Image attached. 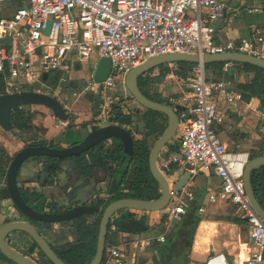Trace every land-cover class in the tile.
Segmentation results:
<instances>
[{
	"label": "built area",
	"instance_id": "1",
	"mask_svg": "<svg viewBox=\"0 0 264 264\" xmlns=\"http://www.w3.org/2000/svg\"><path fill=\"white\" fill-rule=\"evenodd\" d=\"M226 4L221 0H0V88L5 93H20L33 87L38 92L46 85L44 74L66 71L73 63L95 62L106 58L111 71L105 81L95 83L92 72L86 88L100 95L102 102L97 119L109 121L112 105L127 97L123 89L126 73L146 60L165 54L241 53L264 60V34L257 32L238 42H214L213 23L222 18ZM256 8L237 12L255 13ZM234 63L222 65L227 73ZM173 69L176 70L174 65ZM120 84L124 93L115 99L111 89ZM185 91L169 98V106L183 107L178 118V148L157 159L159 172L169 181L173 169L213 174L219 186L209 191L208 202L231 206L232 215L248 226V247L244 260L230 263L222 253H213L204 264H264V219L251 206L245 191L243 175L250 160L246 151H229L217 132L223 122L214 103L241 101L243 94L234 91L224 80H207L204 65L189 67ZM131 100H122L127 110ZM264 122V110L253 109ZM67 127L68 122H61ZM134 138L137 134L130 130ZM140 138V136H139ZM136 138V139H139ZM188 181L176 195L169 189L170 203L165 214L168 223L186 214V198L193 197ZM203 208H198L202 213ZM168 225V224H166ZM116 228L113 226L112 230ZM157 242L163 243L160 235ZM151 240H136L134 248H148ZM128 256L120 246L106 247L100 264H126Z\"/></svg>",
	"mask_w": 264,
	"mask_h": 264
},
{
	"label": "water",
	"instance_id": "2",
	"mask_svg": "<svg viewBox=\"0 0 264 264\" xmlns=\"http://www.w3.org/2000/svg\"><path fill=\"white\" fill-rule=\"evenodd\" d=\"M245 64L257 67L264 71V60L241 53H224V54H203L198 55L186 54H165L150 58L142 64L130 69L124 77V88L129 93V97L123 99L129 101L133 99L142 109L150 110L162 114L166 119V126L162 134L156 139L152 145L149 157V172L159 187V196L154 200H139L133 198H125L113 201L103 207L105 200L97 197V183L101 180L97 178L96 172L99 170L105 175L107 173L101 166L92 167L91 172L84 176L83 169L77 163L76 158L81 154L99 146L101 143H109L112 139L118 140L122 145V159L119 164L121 170L125 171L129 164V158L132 156L134 139L128 129L114 124L110 121H102L97 119L99 115V104L102 102L99 96H94L92 92L87 91L93 103L92 123L89 126L84 125L79 130L80 140L68 147L57 148L38 145H26L17 152L11 159L6 172V191L11 199L13 206L17 209L21 216L26 218L28 222L13 221L8 222L0 227V254L14 264H38L29 256L16 251L9 246L12 241L15 245H23L28 251L43 255L51 264H66L53 250L49 239H53L55 246L62 250H69L82 244L76 222L80 221L85 225H90L95 217H100L99 227L96 238L95 253L89 264H100L102 261L105 245L111 242L112 238H117L118 231L126 233H137L146 231L147 227L139 219L134 218L137 212H157L163 210L168 204L169 189L179 195V191L189 181L191 174L182 172L176 178L174 174L170 175L169 181L159 172L156 162L159 153L165 148H169L170 141L174 138L178 125L176 111L186 110L181 106H174L172 109L169 105L160 104L145 97L139 90L138 78L143 76L157 67L163 65L186 64L193 65L202 63L203 65L211 63ZM172 68V67H171ZM79 63H75L73 71H80ZM111 71V65L108 59L100 58L95 62V68L92 77L95 83L105 81ZM180 71V70H179ZM255 76V73H252ZM47 75L44 74L43 80L46 81V87L51 90V94L36 92H20L13 94L0 95V130L3 132H15L16 130L11 123V114L24 106H43L60 122L67 120V112L64 108V102L68 97L82 93L85 90V82L81 79H70L68 74H63L59 79L55 89L50 87ZM238 91L237 89H235ZM63 92L65 94L63 95ZM240 92V91H239ZM243 94V92H241ZM64 96V97H63ZM119 98L118 94H113ZM120 99V98H119ZM123 99H120L121 102ZM139 109H136L135 115L131 117V124L134 133L148 137L147 125L143 117L138 115ZM130 112L126 110V115ZM69 126L72 123L69 122ZM139 138V139H140ZM41 158H52L62 160L58 165L59 175L56 177L57 182L52 181V188L57 189L61 197L60 201L55 200L53 207L61 209L71 206L63 212H42L34 208L36 204L44 205L45 201L41 199L43 189L49 187L50 175L43 172L38 167ZM264 166V155L257 156L249 160L245 167L243 181L249 202L258 216L264 219V209L260 206L255 197L251 186V174L255 170ZM111 173L108 172L110 182ZM79 180V182H78ZM33 183L37 185L34 190L36 198L26 201L21 195L18 184ZM79 195H82L79 197ZM61 202V203H60ZM132 215L134 217H129ZM113 221L117 224V230L109 231V222ZM37 223L43 229L44 235L34 225ZM63 223H67L63 226ZM54 225L62 226L59 231L60 236L56 235ZM40 228V229H41ZM66 230H69L76 236V240L69 241L66 238ZM133 242L134 239H128ZM166 258L164 253H160L156 257V261ZM165 264H183V261L172 258Z\"/></svg>",
	"mask_w": 264,
	"mask_h": 264
},
{
	"label": "crops",
	"instance_id": "3",
	"mask_svg": "<svg viewBox=\"0 0 264 264\" xmlns=\"http://www.w3.org/2000/svg\"><path fill=\"white\" fill-rule=\"evenodd\" d=\"M221 1L226 4V11L222 18L213 23V27L215 28V43L238 42L257 32L264 34V0ZM243 8H256L258 11L255 13L237 14ZM74 64L72 66L69 65L70 68L66 71L51 73L49 81L53 76L58 75L61 78L63 74H68L70 79H79L76 74L79 71H73ZM252 73L254 71H246L241 64H234L231 70L227 73L222 72V75L208 71V78L224 80L232 90L235 91L237 89L243 92L244 97L241 101L230 103L225 102L221 97L214 98L216 109L223 117V122L217 126V132L227 149L229 151H246L250 155L256 154L257 156H262L264 155V122L260 120L259 114L253 110L257 107L263 108L261 99L258 96H251L248 91L240 88L241 85H249L251 83L254 78V74ZM225 74H227V77H225ZM174 78L178 77L170 72L165 76V82L156 84L158 87L156 95L169 99L177 97V94H181L180 88L175 83H169V80ZM86 92L87 90H84L82 93L68 97L69 99L64 102V108L69 115V121L72 123V126L69 128H64L60 123L57 125V120L43 106H24L21 109H24L28 113L30 126L33 128L32 133H24L17 130L15 132H3L0 130V227L11 221L28 222L20 215L13 206L9 196H7L5 181L10 160L32 139L44 141L47 143V146L51 143L52 147L57 148H65L78 142L80 140L79 130L84 125L89 126L92 123L93 106H91V98ZM71 98L73 102L68 104L67 101ZM131 108H133L132 112L138 109L136 105L130 102L129 112H131ZM126 128L134 130L132 124ZM139 136L137 134L136 138H139ZM176 142L175 144L170 142L169 152L175 151L178 148V139ZM172 172L175 175L174 178H176L180 173L186 171L173 169ZM96 174L97 178L101 180L100 183H97L96 189L103 196V193L108 189L109 179L107 175L99 170ZM189 181L192 183L191 191L193 197L190 200L183 199L186 202V214L179 221L168 223L165 210L137 212L134 218L143 222L147 230L137 233L118 231L117 238L111 239V242L116 243L114 245L108 243L106 247L120 246L124 250H122L123 253L128 256L126 264H165L172 258L183 261V264H204L207 256L213 253L224 254L230 263H239L244 260L248 247L247 224L241 220L234 221L237 218L232 215L231 206L228 203L221 201L210 203L207 200L209 191L216 190L220 180L213 174L198 173L196 176L191 175ZM30 187L36 189L37 185L31 184ZM201 192L206 197L203 203H199L196 200L197 194ZM81 196L79 195V197ZM59 197L61 195L57 189L45 187L41 199L45 202L53 199L60 201ZM206 205H211V207L206 208ZM34 208L41 210V203L36 204ZM198 208H203L204 211L199 213ZM193 215L199 219V222L192 237L191 248L189 249L187 244H183V241L187 240L189 221ZM95 218L92 224L96 220ZM113 223L116 228L115 230H117V224L114 221ZM34 225L43 235L45 234L40 225ZM62 228L59 225L53 226L57 236L61 235L59 231ZM160 235L164 236L165 241L169 244V248L168 253H164L166 258L156 261V257L160 255L157 247L159 244L165 242L156 241V238ZM66 238L70 242L76 240V236L69 230H66ZM128 239H134V241L149 239L152 243L148 248H134L131 246L132 242ZM51 241L55 245L54 240L52 239ZM9 246L23 253L25 256H29L34 261H38L40 264H48L33 251H28L27 247L23 245H15L10 242ZM56 248L59 253L63 252L61 248ZM0 264L14 263L0 254Z\"/></svg>",
	"mask_w": 264,
	"mask_h": 264
},
{
	"label": "trees",
	"instance_id": "4",
	"mask_svg": "<svg viewBox=\"0 0 264 264\" xmlns=\"http://www.w3.org/2000/svg\"><path fill=\"white\" fill-rule=\"evenodd\" d=\"M223 63H211L204 65L205 71L214 72L217 75H222ZM240 65V64H238ZM246 71H254L255 76L251 83L248 85H241L240 88L244 91H248L251 96H258L261 99L262 106L264 108V71L250 65L241 64ZM176 70L171 68V65H163L155 68L149 73L140 76L138 78V87L140 92L148 99L155 101L160 104L168 105V101L162 98L160 95L152 96L149 88L153 84L161 83L165 76L170 72L180 79L187 80L188 70L191 65L186 64H174ZM173 70V72H172ZM180 70V71H179ZM157 71L155 77H151V74ZM207 76V80L210 79ZM227 77V74H225ZM59 76H53L50 79V87H55L59 81ZM244 97V96H243ZM135 115V111L126 115L122 112L119 105L112 107L111 116L109 121L119 126H130L131 117ZM139 116L143 117L145 124L147 125L148 137L142 136L140 139L134 140V147L132 156L129 158V164L125 171L121 170L119 164L122 159V145L116 140L112 139L108 147H105L103 143L99 146L91 149L86 154L89 156L92 166H101L103 170L113 169L110 165H114L113 173L114 181L110 184L107 190V198L105 204H109L113 201L133 198L139 200H154L159 196V187L152 178L148 168V157L151 149L149 145V139L156 140L163 132L166 126L165 117L157 112L142 109L138 113ZM11 123L17 131L24 133H32L33 128L30 126V120L28 113L24 109H16L11 114ZM42 144L47 146L44 141L33 140L28 145ZM52 147V144L49 143ZM171 149V148H170ZM257 157L256 154L250 155V159ZM58 160L49 159L46 170L50 174H55L57 169ZM251 186L254 191L255 197L258 200L260 206L264 209V166L255 170L251 174ZM100 217H98L93 224L85 225L77 223V229L79 235L82 238V244L77 247H72L67 251L62 252L59 258L66 264H89L95 253L96 238L99 227ZM234 221H240L238 219ZM199 219L194 215L191 216L188 226V248H191L192 237ZM169 244L165 241L163 244H159L157 251L159 253H168ZM49 264H51L49 262Z\"/></svg>",
	"mask_w": 264,
	"mask_h": 264
},
{
	"label": "flooded vegetation",
	"instance_id": "5",
	"mask_svg": "<svg viewBox=\"0 0 264 264\" xmlns=\"http://www.w3.org/2000/svg\"><path fill=\"white\" fill-rule=\"evenodd\" d=\"M85 82V81H84ZM47 85V84H46ZM46 85L43 87V88H45V91H43V90H41V88L39 89V91L38 92H36V93H46V94H51L52 92H51V90H49L47 87H46ZM85 85H86V83H85ZM56 87V86H55ZM55 87H54V89H55ZM121 87V86H120ZM122 88V87H121ZM120 88V89H121ZM123 89H124V91H126V89L124 88V86H123ZM85 90H87V91H89L86 87H85ZM22 92H32V90H24V91H22ZM89 92H91V91H89ZM118 94V95H120V93H124L122 90H119V91H112V95L113 94ZM3 94H13V93H5L1 88H0V95H3ZM65 94V92H63V95ZM94 96H99L100 98H101V96L100 95H94ZM126 96H127V94H126ZM114 97V96H113ZM115 99H117V97H114ZM101 101H102V98H101ZM101 104V103H100ZM100 104H99V107H100ZM115 105H119V107L121 108V110H122V112L124 113V114H126V109L122 106V103L121 102H119L118 104H115ZM169 105V104H168ZM91 106H93V103L91 104ZM114 105H112V107H113ZM122 106V107H121ZM111 107V108H112ZM21 109V108H20ZM112 110V109H111ZM140 110H142V108L139 106V111ZM263 110H264V108H263ZM127 111H128V109H127ZM131 113V112H130ZM70 119H69V115L67 114V122H68V125H67V127H64V128H69L70 126H69V121ZM65 122V121H64ZM60 124H61V122H60ZM122 127H124L125 129H127L126 127L127 126H122ZM131 132V131H130ZM177 132V131H176ZM33 140H36V139H32L31 141H33ZM30 141V142H31ZM36 141H39V140H36ZM30 142L28 143V144H30ZM111 142H109V143H103L104 144V146L105 147H108L109 146V144H110ZM27 144V145H28ZM90 151V150H89ZM174 151V150H173ZM88 152V151H87ZM86 152V153H87ZM164 152V150H162L160 153H159V155H158V157L160 156V155H162V154H164L163 153ZM86 153H83V154H81L79 157H77L76 158V160H77V163L81 166V168L83 169V175L84 176H86L87 174H89L90 172H91V169H92V167H95V166H92L91 165V161H90V158H89V156L86 154ZM249 156H250V154H249ZM49 159H52V158H41L40 159V161H39V164H38V167L40 168V169H42V171L43 172H48L49 173V171H47L46 170V167H47V164H49ZM52 160H58V159H52ZM11 161V160H10ZM62 162V160H58V162H57V164L59 165L60 163ZM10 163V162H9ZM58 165H57V169H58ZM110 167L111 168H113V169H105L104 171L107 173V177H108V172H110L111 173V178H110V182H109V185H108V188H109V186H110V184H112L113 183V181H114V175H115V173H113V171L112 170H114V165H110ZM59 173H60V171L59 170H57L56 171V173L53 175V174H50L49 173V175H50V178H49V187L51 186L50 184H52V181H54V182H57V179H56V177L59 175ZM78 182H79V180H78ZM31 184H33V183H25V184H22V183H19L18 184V187H19V190H20V193H21V195L24 197V199L26 200V201H29V200H31L32 198H36L35 196H36V194L34 193V190L35 189H33V188H31L30 187V185ZM36 185V184H35ZM108 190V189H107ZM104 195L102 196L101 195V193H100V191L98 190V192H97V197L98 198H103L104 200H106V198H107V191H105V193H103ZM7 196H8V193H7ZM11 200V199H10ZM54 201H55V199H53V200H49L48 202H45L44 203V205H42V209H41V211L42 212H49V213H55V212H63V211H66L67 209H70V208H72L71 206H67V207H63V208H61V209H58L57 207H53V205H54ZM170 202H168V204H169ZM103 204V207H105L106 205H108V204H105V202L104 203H102ZM168 204L166 205V207L163 209V210H166V208H167V206H168ZM129 217H134V216H130L129 215ZM98 217H96L95 219H97ZM26 219V218H25ZM27 220V219H26ZM28 221V220H27ZM11 222H13V221H11ZM77 223H81L80 221H77L76 222V224ZM34 224H37V223H34ZM81 224H83V223H81ZM63 225H67V223H63ZM91 225V224H90ZM114 226V223H113V218L110 220V222H109V231L111 232L112 231V227ZM76 227H77V225H76ZM115 227V226H114ZM78 230V229H77ZM81 237V236H80ZM82 239V238H81ZM52 239L50 238L49 239V242H50V244L52 245V248H53V250L58 254V257H59V255L62 253H59L58 252V250H57V248H56V246L54 245V243L51 241ZM12 242V241H11ZM106 246L107 245H105V248H104V251H105V249H106ZM63 252L64 251H67V250H62ZM103 255H104V253H103ZM38 256H39V258H41L43 261H46L48 264H49V261L43 256V255H41V254H38ZM38 260V259H37ZM38 264H40L38 261H36Z\"/></svg>",
	"mask_w": 264,
	"mask_h": 264
},
{
	"label": "rangeland",
	"instance_id": "6",
	"mask_svg": "<svg viewBox=\"0 0 264 264\" xmlns=\"http://www.w3.org/2000/svg\"><path fill=\"white\" fill-rule=\"evenodd\" d=\"M96 57H97V55L96 54H94V55H92L91 56V58H90V60H89V62L88 63H86V64H83L82 65V69L78 72V73H76L77 74V76H78V78L79 79H81V80H83V81H87L88 80V78H89V76H90V74H91V72H92V69H93V66H94V63H95V59H96ZM71 59V61L69 62V64L72 66V62H73V58L71 57L70 58ZM173 65V64H172ZM172 69H173V66H172ZM174 70V69H173ZM173 70H172V72H173ZM205 73H206V77L208 76V72L207 71H205ZM157 75V71H154L152 74H151V77H155ZM175 76V75H174ZM165 78H164V80L162 81V82H165ZM169 83H175L176 84V86L177 87H179L180 88V92L182 93V92H184L185 91V83H186V80H184V79H180L179 77L178 78H174V79H170L169 80ZM169 85V84H168ZM167 85V86H168ZM120 84H117V85H114L113 86V88L111 89V91H119L120 90ZM30 89H33V87H29V88H24V90H30ZM41 90H43V91H45V88H41ZM149 91H150V94L152 95V96H154V95H156L157 94V91H158V87H157V85L156 84H153V85H151V87L149 88ZM125 94H127V96L129 97V93L127 92V91H125ZM177 95H181V94H177ZM178 97V96H177ZM131 101H132V103L134 104V105H136V107L139 109V106L137 105V103L133 100V99H131ZM167 101H168V99H167ZM73 101H72V98L69 100V101H67V103L68 104H70V103H72ZM168 103H169V101H168ZM133 111V108H131V112ZM177 139H178V132H176V134H175V136H174V138L170 141V142H172L173 144H175V143H177L176 141H177ZM156 140H154L153 138L152 139H149V145H153L154 144V142H155ZM198 195V197L196 198V200L197 201H199V203H203L204 202V198L206 199V197H205V194L204 193H199V194H197ZM211 207V205H206V208H210ZM183 244L184 245H186V244H188V237H187V240L185 239L184 241H183ZM123 250V249H122ZM124 251V250H123Z\"/></svg>",
	"mask_w": 264,
	"mask_h": 264
}]
</instances>
